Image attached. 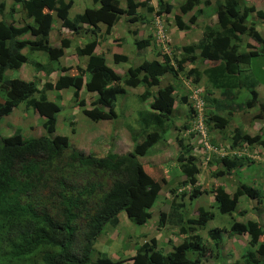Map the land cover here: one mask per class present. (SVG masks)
<instances>
[{
	"label": "trees",
	"instance_id": "1",
	"mask_svg": "<svg viewBox=\"0 0 264 264\" xmlns=\"http://www.w3.org/2000/svg\"><path fill=\"white\" fill-rule=\"evenodd\" d=\"M13 1L19 4L25 22L17 25L14 8L11 6L13 10H7V4L0 1V120L23 102L46 118L43 127L53 135L24 137L19 128L11 135L0 133V264H124L125 261H129L125 264H202V257L209 251L198 230L204 228L215 213L198 208L197 216L192 217L183 210V204L176 201L171 202L167 213H159V225L178 226L181 242L173 245L171 250L162 252L152 238L150 242L138 245L126 259L113 260L104 252H99L92 259L96 239L108 226L116 227L120 213H126L137 225L147 223L151 217L149 208L155 202L156 189H159L156 184L171 181L162 165L144 164L140 160L165 140L168 124L173 121V86L165 84L158 87L156 93L149 90L159 84V76L170 72V64L153 59L145 70L140 65L130 66L122 79L106 64L105 57L95 52L97 38L94 37L75 46V55L81 61L75 66L76 72L68 74L67 70L71 68L59 65V60L66 55V49L73 41L62 37L59 45H52L50 32L56 19L61 27L73 34L84 30L83 24L92 27L93 33L98 24H103L104 33L109 34L122 16L132 17L138 8L151 12L152 7L147 6V0H125V7L119 0H92L94 5L98 4L97 7H86L73 18L68 15L73 0ZM157 2L162 6L161 0ZM214 4L217 25L215 28L204 25L201 38L182 47L178 63L190 65L187 74L195 75L192 78L194 82L200 79L198 63H206L203 75L207 82L221 89L223 99H233L236 96L233 88L250 80L243 67L259 54L255 50L241 49L242 36L252 38L264 52V39L247 24L252 12L256 18H264V12L257 9L256 4H247L246 0H215ZM169 5L170 9L175 8L171 2ZM199 5L208 7L211 0H182L177 4L174 12L176 25L185 28L183 15ZM195 18V15L191 16L190 21ZM136 44L144 49L149 41L140 39ZM23 49L28 54L43 52L51 64L38 62L40 71L49 75L56 69L60 71L58 78L55 81L41 79L39 84L33 79L8 78L7 70L19 71L27 61ZM113 57L115 62L126 60L124 55L113 54ZM52 63H57V67ZM141 84L145 88L140 99L146 101L152 97V100L148 104L150 111L141 114L137 128L130 127V150L122 154L94 156L72 146L67 136L54 135L56 113L60 108L47 98L48 90L72 87L76 99L83 86L87 91H95L97 98L90 107L83 109V113L98 121L117 117L114 103L118 93L123 92L124 85L136 87ZM245 87L250 93L245 107L252 108L257 104L259 112L256 116H264V104L257 102L254 83ZM181 100L186 102L187 97ZM213 102L216 110H223L230 104L226 99L225 105ZM79 104L83 106L84 100H79ZM189 114L186 113L187 116ZM228 119V114L223 116L212 112L208 117V121L220 131L225 130ZM230 139L231 146L243 141L247 144L257 142L264 147L261 134L251 136L238 127ZM177 146L179 154L175 163L185 177L183 182L191 185L189 198L195 199L205 193L196 177L199 169L195 158L188 154L190 150H185L181 138H177ZM245 160H248L245 156H222L219 163L223 169L217 172L218 175L234 173ZM143 167L147 175H144ZM141 178L154 185L153 192L141 193ZM210 191L220 214H231L237 207L238 196L255 200L259 208L264 204L262 189L246 182L236 184L233 195L223 185H217ZM230 221L223 224L222 230L246 234L248 246L230 264H264V226L253 219ZM220 231L209 229L208 236L212 240H220Z\"/></svg>",
	"mask_w": 264,
	"mask_h": 264
},
{
	"label": "rangeland",
	"instance_id": "2",
	"mask_svg": "<svg viewBox=\"0 0 264 264\" xmlns=\"http://www.w3.org/2000/svg\"><path fill=\"white\" fill-rule=\"evenodd\" d=\"M3 1L7 4V10L12 9L11 6L14 8V10L12 9L14 20L17 25H22L25 19L23 18V13L19 4L14 3L13 0ZM120 1L124 2V0ZM180 1L181 0H173L175 5ZM250 3L256 5L260 4V7L263 8L261 4H264V1L251 0ZM93 6L91 0H74V4L69 12V17L72 18L76 13L82 12L85 7ZM191 15L192 12L184 15V20L187 22ZM167 23L168 26H171L168 21ZM122 27L123 25L120 24V28ZM154 27L155 26L151 24L152 32L155 30ZM63 30L64 31H62L58 20L54 19L53 28L50 32V39L52 45L56 46L60 44V39L62 37H67L73 41L72 45L66 49V55L59 60V65L64 64V66L71 68L67 70V73L73 74L76 64L81 61V59L77 58L75 55V46L82 45L86 41L94 38V34L90 29L80 30L79 34H73L64 28ZM144 30H146L145 33H147L148 30L146 28H144ZM156 31L157 29L155 32ZM261 33L264 37V30H262ZM124 35L125 38H127V34ZM187 36L188 39L197 40L200 36V31L198 29H192ZM250 42L253 43L252 40H250ZM128 43L130 42L128 41ZM182 44L183 43L179 42L176 32L175 36L172 37L171 45L168 44L164 46L168 51L164 52H167L168 56L170 55L169 57L172 58L177 69L161 77L162 79L157 86L163 87L166 83H172L174 85L176 106L172 117V124H168L169 128L166 129L165 140H162L151 154L140 158L141 162L144 164L155 166L159 164L162 165L167 177H169L171 181L164 183V180L156 184L159 189H156L157 195L155 202L149 208L151 217L145 225H137L131 221L129 222L126 218V213H120L119 225L117 224L114 228L108 226L96 239L92 259H95L99 252L107 253V255L112 258L122 259V248H124L123 250H128L129 253L144 241L150 242L152 238H155L158 249L162 252H167L173 243L178 244L181 242L180 235L177 231L178 226L172 224L159 225V213L163 210L169 211V206L173 201L181 202L183 204V210L193 217L198 214L195 213L196 210L198 211V206L210 210L212 205L215 204L210 190L217 185H223L231 195L235 192L236 184L243 181L248 185L263 188L264 190V147L257 142L241 144L235 148L230 147V135L237 126L251 136L261 134L264 138V116L259 118L255 117L259 110L257 106L253 108L245 107V100L250 98V93L240 86L233 88L236 94L233 99L224 98L226 102L230 104L223 110H216L213 100L217 99V102L225 105L224 99L220 94L221 89H216L207 82L206 76L203 75V70L207 67L206 63H198L200 79L198 83L192 82V78L195 75L187 74L190 65L181 66L178 63L179 54H181L180 46ZM160 47L161 44L158 41H151L145 58L150 59L153 57V53ZM116 51L126 53L123 49L114 50V52ZM158 52L164 53L160 50ZM27 57L28 60L21 70H7L5 72L6 76L8 78H21L24 80L33 79L39 84L41 79L42 81L45 79L55 81L60 75V71L56 69L49 75H45L37 70L36 65L38 62H42V64H51L43 52H33L27 55ZM104 57L106 64L118 72L122 77L128 67L138 65V62L130 58L125 62H115L113 52L109 54L105 53ZM52 65L57 67V63H52ZM248 69L251 79L256 83L255 88L258 91V101L264 102V55L253 57ZM242 75H244V73ZM194 84H198L197 86L201 89L203 103L200 106V114L203 122L208 119L211 112L223 116L228 114L229 121L224 131H220L212 124H206V136L202 138L200 135H195L193 129L189 130L192 128L195 119L193 115L197 108L196 99L193 97V92L191 90ZM157 87L153 88V92L157 90ZM143 89V85H138L134 88H129L124 95H118L114 103L117 117L112 120L100 121L89 119L82 111L83 107H89V103L94 97L91 93H87L82 89L79 93V98L76 100L73 95L74 90L72 87L61 90H48L46 92L47 98L56 102L60 108L56 113L54 134L67 136L72 145L84 150L85 153L101 156L126 152L132 148L130 127L137 128L141 114L150 111L148 104L151 100L142 101L140 99V94ZM183 96H187V103L179 101V98ZM82 98H84L85 106H80L78 104L79 100ZM187 110L188 113L189 110H191V114L188 117L186 115ZM45 120V117L38 115L32 108L26 107L22 102L14 108L9 115L1 118L0 133L4 136L10 135L19 128L24 137L49 134L42 124ZM164 124L167 123L165 122ZM177 136L183 140L184 148H186L185 150H191L188 151L189 155L195 158V164L199 168V174H197L196 177L201 189L205 190V192L209 191L202 193V196L195 200L189 198L191 185L183 182L185 177L175 163L176 156L179 154V149L175 140ZM205 143L210 147L212 146V151L207 152ZM236 152L240 154L239 157L245 156L248 160H245L243 165L235 170L234 173H223L222 175H218L217 172L223 169L218 161L219 157L222 156V154H234ZM143 168L144 175H147L148 172L145 170V167ZM141 180V193L144 192L148 194L153 192L151 190L155 189L154 185L150 184L145 178H141ZM255 202L254 200H247L242 196H238L236 209L231 214H222V220L230 216L232 219L238 221L253 219L258 220L264 226V204H260L262 207L259 208L256 206ZM218 216H221V214L215 213L214 217L207 222L205 226L206 229L198 230L203 237L205 247L208 248L209 251L202 257V264H230L235 259H238L242 252L248 249L245 240L246 234L237 235L222 232L223 236L218 246L213 245V241L207 236V229L215 226ZM235 216L238 219H236ZM223 224L227 223L224 222ZM223 224H220V228H223Z\"/></svg>",
	"mask_w": 264,
	"mask_h": 264
},
{
	"label": "clouds",
	"instance_id": "3",
	"mask_svg": "<svg viewBox=\"0 0 264 264\" xmlns=\"http://www.w3.org/2000/svg\"><path fill=\"white\" fill-rule=\"evenodd\" d=\"M0 1H3V0H0ZM92 1V0H91ZM120 1V0H119ZM182 1V0H181ZM180 1V2H181ZM214 1L215 0H213V2L211 1V5L210 6H208V7H213L214 8V10H216L215 9V4H214ZM247 1V4H249L251 1H248V0H246ZM170 2L171 3H173V5H174V7L175 8H169V4H170ZM179 2V3H180ZM93 3V2H92ZM155 3V4H154ZM178 3V4H179ZM73 4H74V0H73ZM120 4H121V6L122 7H125V0H124V2H121L120 1ZM161 4H162V6H160V4H158V2H157V0H147V6H149V7H152V11L151 12H149V11H147L145 8H138L137 10H136V13L134 14V15H132V17H127L126 15H124V16H122L121 17V19L118 21V23L113 27V29H112V31H111V33H109V34H105L104 33V31H105V25H103V24H101V26H102V28H103V30H101V26H100V24H98L97 26H96V28L98 29V33H97V29L95 30V33H93L92 31V33L94 34V37H96L97 38V45H96V47H97V50H98V53L99 54H102L103 56H104V54L105 53H107V54H109V53H111V52H113V54H119V55H124V56H126V60L125 61H127L128 60V58H130V59H132V60H135L136 62H138V65H140L141 67H142V69L143 70H145L146 69V66L148 65V62H150L151 60H153V59H155V60H157V61H159V62H161V63H163V62H168L169 64H170V72L171 71H176V65L174 64V62H173V60H172V58H170L169 56H168V51H167V49L164 47L165 45H171V41H172V37H174L175 36V33L177 32V35H178V40H179V42H181V43H183L180 47H181V49H180V53L182 52V47L183 46H185V45H188V44H190V43H194V42H197L200 38H201V36H202V28H203V26L204 25H208L209 27H211V28H215V27H213V25H210V24H205V23H203V22H197L196 21V19H197V17L199 16L198 14H196L197 12H198V10H199V7L197 6V7H195L194 9H192L191 11H189L188 13H191L192 12V15L191 16H193V15H195L196 16V18L195 19H193V21H190V18H191V16L188 18V21L186 22L185 20H184V15H183V17H182V21L186 24V27H188V28H179L177 25H176V22L174 21V12L176 11V8H177V5H175L174 4V2H173V0H161ZM252 4V3H251ZM94 5V4H93ZM73 6V5H72ZM98 6V4H96V5H94L93 7H97ZM203 6V5H202ZM259 6V7H258ZM204 7V6H203ZM72 8V7H71ZM70 8V9H71ZM86 8V7H85ZM256 8L257 9H260V10H262V8H260V4L259 5H256ZM70 9H69V12H70ZM263 11V10H262ZM172 12V13H171ZM264 12V11H263ZM79 13H81V12H79ZM187 13V14H188ZM77 14V13H76ZM215 14H216V11H215ZM68 15H69V13H68ZM186 15V14H185ZM74 17V16H73ZM72 17V18H73ZM148 18V20L146 21V19ZM262 19H264V18H256V14H255V12H252L251 13V16H250V18L247 20V24L248 25H251L255 30H257L258 31V33L261 35V37L264 39V37H263V35L261 34V32L259 31V26L257 27V23H256V21L257 20H262ZM216 20H217V15H216ZM167 21L169 22V24H171V26H168V23H167ZM119 24V28L117 29V31L114 33V29L116 28V26ZM120 24H122L123 25V27L122 28H120ZM151 24H153L155 27V30L157 29V31L155 32V30H154V32H152L151 31ZM83 25H85V24H83ZM82 25V26H83ZM216 25H217V21H216ZM87 26V25H86ZM88 28H85V29H90L91 30V28L92 27H89V26H87ZM264 27V26H263ZM62 28V31H64L63 30V28L64 27H61ZM134 28H136V33H134L133 32V30H134ZM144 28H146L148 31H147V33H145V31L146 30H144ZM150 28V29H149ZM64 29H66L67 31H68V29L67 28H64ZM84 29V28H83ZM169 29V30H168ZM192 29H198L199 31H200V36L197 38V40H192V39H188V34H189V32L192 30ZM70 31V30H69ZM122 31H125L124 32V34H127V38H125V35L123 34L122 35ZM71 32V31H70ZM152 34H151V33ZM72 33V32H71ZM137 33L139 34H141V35H137ZM144 33V34H143ZM155 33H157V35H155ZM155 35V37H153ZM108 37V38H107ZM147 39L148 41H149V44L146 46V47H144V49H141L140 47L138 48L136 45V40H140V39ZM245 38H247L248 39V45L249 46H245L244 45V39ZM115 40H117V41H115ZM153 40H155L156 42L158 41L160 44H161V47L157 50V51H155L154 53H153V57H151L150 59H146L145 58V55H146V53H147V51H148V49H149V47H150V45H151V41L153 42ZM250 40H252V42L254 43H250ZM128 41L130 42V43H128ZM246 48H247V50H246ZM110 49H111V52H110ZM116 49H123L126 53H124V52H121V51H116V52H114V50H116ZM241 49H243L244 51H248V50H255V51H257L259 54L258 55H261V54H264V52H261L260 51V44H258V43H256L252 38H250V37H248V36H242V46H241ZM24 50V52L27 54V55H29L28 53H27V51H26V49H23ZM162 51V52H164V51H167V52H164L163 54L162 53H160V52H158V51ZM28 60V59H27ZM31 62H33L32 60H30ZM123 62H125L124 60H122ZM27 62V61H26ZM25 62V63H26ZM251 62V61H250ZM34 63V62H33ZM249 65H250V63H249ZM248 65V66H249ZM62 66H64V65H62ZM137 66V65H136ZM248 66H245V67H243V71H245V75H248V78L250 79L246 84H243V85H238V87L240 86V87H242V89H245V90H247L246 89V85L247 84H249V83H251V82H253L254 83V89L257 91V89L255 88V86H256V83H255V81H253L252 79H251V76H250V73H249V69H248ZM23 67V66H22ZM36 67H37V70L38 71H40V67H39V65L37 64L36 65ZM67 67V66H66ZM130 67H128L127 68V70L125 71V73H124V76L122 77L118 72H116L114 69H113V71L117 74V75H119L122 79L125 77V75L127 74V71H128V69H129ZM189 69H190V67H189ZM189 71V70H188ZM41 72V71H40ZM75 72H76V69H75ZM74 72V73H75ZM170 72H167V73H164L163 75H161V76H159L158 77V79H159V83H160V81H161V77H163V76H165L166 74H168V73H170ZM69 74V73H68ZM192 82H194V81H192ZM194 83H198V82H194ZM166 84H171L172 86H173V88H174V85L172 84V83H166ZM142 85V84H141ZM159 85V84H158ZM158 85H154V86H152V87H150L149 88V90H150V92H153V88L154 87H157ZM198 84H194V86L191 88V90H192V92H193V97L196 99V103H197V108L195 109V113H194V115H193V117L195 118L194 119V121H193V125H192V128L191 129H189V130H192L193 129V131L195 132V135H200L202 138H204L205 136H206V124H212V122L211 121H208V119H206L204 122H203V120H202V117H201V114H200V110H201V108H200V106H201V104L203 103V100H202V95H201V89L197 86ZM144 87V86H143ZM129 88H134V87H130V86H123V92H121V93H118V95H124L125 93H126V91L129 89ZM145 88V87H144ZM215 88V87H214ZM82 89H84L87 93H91L92 95H94V97H93V99L90 101V103H89V107H90V105H91V102L93 101V100H95L96 98H97V93L95 92V91H87L86 89H85V87L83 86L82 88H81V90ZM157 89H158V87H157ZM217 89V88H216ZM80 90V91H81ZM80 91H79V93H80ZM143 91H144V89H143ZM143 91L141 92V94L143 93ZM174 91H175V88H174ZM248 91V90H247ZM155 92H157V90L155 91ZM154 92V93H155ZM174 93V92H173ZM248 93H249V91H248ZM257 94H258V91H257ZM117 95V96H118ZM184 97V96H183ZM187 97V96H186ZM174 98H175V94H174ZM76 99V98H75ZM78 99V98H77ZM76 99V100H77ZM83 100H84V98H82ZM182 97L181 98H179V101L180 102H183L182 100ZM81 100V99H80ZM147 100H152V97H150V98H148ZM215 101L217 102L218 100L217 99H215ZM257 102L258 103H262V104H264V102H262V101H258V95H257ZM183 103H187V100H186V102H183ZM78 104H79V102H78ZM175 105H174V112H175V106H176V98H175V103H174ZM80 105V104H79ZM80 106H82V105H80ZM83 106H85V104L83 105ZM255 106H257V108H259L258 107V105L256 104ZM254 106V107H255ZM114 107H115V105H114ZM16 108V107H15ZM84 108H88V107H83L82 108V111H83V109ZM149 108V107H148ZM253 108V107H252ZM31 109V108H30ZM174 112H173V115H174ZM188 112V110L186 111V113ZM258 112H259V110H258ZM257 112V113H258ZM189 113L191 114V110H189ZM190 114L188 115V116H190ZM9 115V114H8ZM195 115H196V117H195ZM257 115V114H256ZM255 115V117L256 118H259V117H257ZM187 116V117H188ZM87 117V116H86ZM173 117V116H172ZM263 117V116H262ZM197 118V119H196ZM100 120H112V119H100ZM100 120H98V121H100ZM238 128H240L239 126H237ZM236 128V127H235ZM235 128L233 129V132H232V134L230 135V138L232 137V135H233V133H234V130H235ZM243 132H245L242 128H240ZM14 133V132H13ZM246 133V132H245ZM11 135V134H10ZM55 135V134H54ZM250 135V134H249ZM177 138H179L178 136H177ZM177 138H175V140H176V142H177ZM69 141V140H68ZM69 143L71 144V142L69 141ZM246 142H240L239 144H237L236 146H231L230 145V147L231 148H235V147H237V146H239V145H241V144H245ZM206 144V146H207V152H210V151H212V146L210 147L207 143H205ZM247 144V143H246ZM72 145V144H71ZM72 146H74V145H72ZM262 146V145H261ZM74 147H76V146H74ZM263 147V146H262ZM77 148V147H76ZM77 149H79V148H77ZM79 150H81V151H83L84 153H85V151L84 150H82V149H79ZM130 150V149H129ZM128 151V150H127ZM191 151V150H190ZM124 153V152H123ZM85 154H91V155H94V156H98V155H95V154H92V153H85ZM120 154H122V153H120ZM189 154V153H188ZM106 155H109V154H106ZM224 155H226V154H222V156H224ZM229 157H239L240 156V154H238L237 152L236 153H234V154H227ZM101 156H105V155H101ZM222 156H220L219 157V160H220V158L222 157ZM218 160V161H219ZM222 167V166H221ZM223 168V167H222ZM199 169V168H198ZM184 176V175H183ZM244 182V181H243ZM242 183V182H241ZM236 187V186H235ZM262 189V191L264 192V190H263V188H261ZM206 192H209V191H206ZM205 192V193H206ZM200 196H202V194L201 195H199L198 197H197V199L200 197ZM211 196H212V198H213V201H214V196H213V193L211 192ZM243 197V196H242ZM196 199V198H195ZM195 199H191V200H195ZM251 200H253V199H251ZM255 201V200H254ZM263 202V201H262ZM215 203V202H214ZM256 203V202H255ZM216 204V203H215ZM212 205V207L210 208V210H208V211H213L214 213H219L218 212V210H217V208H216V205ZM215 207V208H214ZM199 208H201V207H199ZM234 212V211H233ZM123 213V212H122ZM195 213H198V211L196 210L195 211ZM223 215H225V214H223ZM197 216V215H196ZM219 217H222V214H221V216H218V218ZM233 220H235V219H232L231 218V221H233ZM248 220H250V219H248ZM209 221V220H208ZM207 221V222H208ZM230 221V222H231ZM235 221H238V220H235ZM247 221V220H246ZM132 222V221H131ZM207 222L205 223V226H206V224H207ZM239 222H245V221H239ZM133 223V222H132ZM221 224H223V223H221ZM205 226H204V228H202V230L203 229H206L205 228ZM221 227V225L220 226H214L213 228H209V229H221V231H220V240H218V239H216V240H212L211 238V241H213L214 243H216V244H219V242L221 241V239H222V236H223V234H222V232H226V233H229L228 231H224V230H222V228H220ZM209 229H207V236H208V230ZM201 230V229H200ZM236 234V233H235ZM238 235V234H237ZM203 238V237H202ZM203 242H204V240H203ZM246 242H247V236H246ZM205 244V243H204ZM214 245V244H213ZM205 246V245H204ZM215 246V245H214Z\"/></svg>",
	"mask_w": 264,
	"mask_h": 264
},
{
	"label": "crops",
	"instance_id": "4",
	"mask_svg": "<svg viewBox=\"0 0 264 264\" xmlns=\"http://www.w3.org/2000/svg\"><path fill=\"white\" fill-rule=\"evenodd\" d=\"M212 2H213V0H211ZM248 1H251V0H248ZM264 1V0H263ZM261 6H263V8H262V10L264 11V4L262 3L261 4ZM199 7V10H198V12L196 13V14H198L199 16L197 17V19H196V21L197 22H203V23H207V24H210V25H213V27H215L216 26V14H215V10H214V8L213 7H203L202 5H199L198 6ZM259 7V6H258ZM261 8V7H260ZM148 20V18L146 19V21ZM256 23H257V27L259 26V31L261 32L262 30H264V19H262V20H257L256 21ZM100 26H101V24H100ZM83 28L85 29V28H88L86 25H83ZM101 28V30H103V28H102V26L100 27ZM119 28V24L116 26V28L114 29V33L117 31V29ZM150 29V28H149ZM151 31H153V30H151ZM124 32L125 31H122V35L124 34ZM133 32L134 33H136V28H134V30H133ZM151 33V32H150ZM262 34V33H261ZM137 35H141L140 33L138 34L137 33ZM155 35H157V33H155ZM155 35L153 36V37H155ZM249 41H248V39L247 38H245L244 39V45L246 46L247 44H249L248 43ZM251 43V42H250ZM246 50H247V48H246ZM95 52L96 53H98V50H97V47L95 48ZM261 55H264V54H261ZM84 61V60H83ZM64 65V64H63ZM198 207H200V206H198ZM164 212H168V210L166 211V210H163ZM162 212V211H161ZM233 215V214H232ZM118 218H119V216H118ZM128 220H129V222L131 221L128 217H126ZM235 218L236 219H238L236 216H235ZM231 220V216L229 217V218H225V219H223L222 220V217H219L218 219H217V221H216V224H215V226H220V224L221 223H228L229 221ZM120 221V220H119ZM224 221V222H223ZM146 224V223H145ZM144 224V225H145ZM166 225H168V223H165ZM164 224V225H165ZM119 225V224H118ZM211 228H213V227H211ZM245 240H246V238H245ZM145 242V241H144ZM173 245H176V244H174L173 243ZM172 245V246H173ZM171 246V247H172ZM171 247L168 249V251L169 250H171ZM124 248H122V254H123V257H122V259H126V258H128V257H130V255H132L133 253H134V251H135V249H132L129 253H128V250H123ZM125 252V253H124ZM241 255V254H240ZM111 259H113V260H117V258H112L111 257ZM202 260H203V258H202ZM127 262H129V261H125L124 262V264L125 263H127Z\"/></svg>",
	"mask_w": 264,
	"mask_h": 264
}]
</instances>
